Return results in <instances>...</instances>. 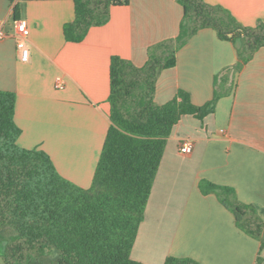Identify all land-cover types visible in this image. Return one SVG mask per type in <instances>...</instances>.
<instances>
[{
  "label": "crops",
  "instance_id": "1",
  "mask_svg": "<svg viewBox=\"0 0 264 264\" xmlns=\"http://www.w3.org/2000/svg\"><path fill=\"white\" fill-rule=\"evenodd\" d=\"M220 5L243 26L264 23V0H205ZM17 8L15 14L14 8ZM183 9L173 0H130L110 10L107 24L91 28L79 43L67 42L63 26L74 19L72 0H0V91L15 95L14 121L19 148L45 152L57 173L90 187L109 126V63L112 56L142 67L149 47L175 38ZM25 20L27 61L13 37V24ZM237 61L236 48L211 29L200 30L177 52L175 67L164 70L155 87L161 106L178 90L202 106L213 97L214 78ZM60 78L64 88H55ZM227 94L202 121L184 115L166 143L144 218L131 250L142 264L167 257L197 264H256L264 251L236 227L233 215L206 180L234 190L264 222V48L222 83ZM189 141L193 149L181 154ZM0 264H4L0 257Z\"/></svg>",
  "mask_w": 264,
  "mask_h": 264
},
{
  "label": "trees",
  "instance_id": "2",
  "mask_svg": "<svg viewBox=\"0 0 264 264\" xmlns=\"http://www.w3.org/2000/svg\"><path fill=\"white\" fill-rule=\"evenodd\" d=\"M11 3L15 0H9ZM74 19L63 26L67 42L79 43L93 27L107 24L110 10L130 0H72ZM183 9L179 33L147 50L136 67L112 56L109 63L108 122L89 188L61 177L49 156L19 148L14 121L15 95L0 91V257L4 264H142L131 259L139 226L159 164L181 117L202 121L227 94L222 83L238 73L264 48V23H239L220 5L205 0H173ZM15 14L17 8H14ZM211 29L236 48L237 61L214 78L212 99L202 106L178 90L164 105L154 101L160 74L175 67L178 50L200 30ZM203 194H213L234 217L236 227L257 240L264 251V222L252 205L239 202L234 190L206 180ZM258 254L256 264H262ZM164 264H197L167 257Z\"/></svg>",
  "mask_w": 264,
  "mask_h": 264
},
{
  "label": "built area",
  "instance_id": "3",
  "mask_svg": "<svg viewBox=\"0 0 264 264\" xmlns=\"http://www.w3.org/2000/svg\"><path fill=\"white\" fill-rule=\"evenodd\" d=\"M8 37L3 30V23L0 22V40H3ZM13 37L16 40V46L20 54V59L22 61H27L29 58V51L26 47V41L28 37V28L25 20H17L13 24ZM55 88L62 90L64 88V83L60 78H57L55 81ZM193 149V144L189 141L184 142L180 146L181 154H189Z\"/></svg>",
  "mask_w": 264,
  "mask_h": 264
},
{
  "label": "rangeland",
  "instance_id": "4",
  "mask_svg": "<svg viewBox=\"0 0 264 264\" xmlns=\"http://www.w3.org/2000/svg\"><path fill=\"white\" fill-rule=\"evenodd\" d=\"M53 262H54V257H53V256H50V257L48 258L47 263H48V264H53Z\"/></svg>",
  "mask_w": 264,
  "mask_h": 264
}]
</instances>
